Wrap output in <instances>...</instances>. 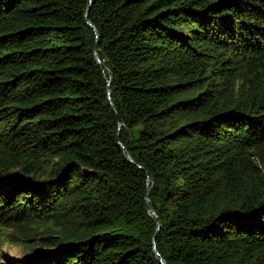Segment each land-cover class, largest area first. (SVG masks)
<instances>
[{"label":"trees","instance_id":"obj_1","mask_svg":"<svg viewBox=\"0 0 264 264\" xmlns=\"http://www.w3.org/2000/svg\"><path fill=\"white\" fill-rule=\"evenodd\" d=\"M161 259L264 264V0H0V264Z\"/></svg>","mask_w":264,"mask_h":264},{"label":"rangeland","instance_id":"obj_2","mask_svg":"<svg viewBox=\"0 0 264 264\" xmlns=\"http://www.w3.org/2000/svg\"><path fill=\"white\" fill-rule=\"evenodd\" d=\"M33 244L34 242L30 241L29 238L16 235L11 243L4 245L1 251L2 256L10 261L22 260L29 256ZM1 262H3V260H1Z\"/></svg>","mask_w":264,"mask_h":264},{"label":"water","instance_id":"obj_3","mask_svg":"<svg viewBox=\"0 0 264 264\" xmlns=\"http://www.w3.org/2000/svg\"><path fill=\"white\" fill-rule=\"evenodd\" d=\"M90 2L92 3L93 0H90ZM87 23H88V25H89L90 27H93L92 24H91L89 21H87ZM94 31H95L96 36L98 37V34H97L96 30H94ZM95 54H96V59H97V61H98L99 63H101V61H100V59H99V57H98V55H97V50L95 51ZM101 68H102L103 72L108 73V75H109L110 77H112L111 72H110V71H109L104 65H101ZM113 109H114V111H116L114 107H113ZM119 125H120V126L123 125V122H122V120H121L120 118H119ZM122 147H123V149H124V153H125V156H126L127 160H128L130 163L135 164L134 160L129 156V154H128V152L125 150L124 146H122ZM140 168H141V167H140ZM147 176H148V181L153 183L152 176H151L148 172H147ZM149 195H150V191H148V193H147V203H149ZM147 207H148L149 214L152 215V216L157 217L156 212H155V211L149 206V204H148ZM161 226H162V225H161V221L158 219V225H157V232H156V234L159 233V231H160V229H161ZM154 251H155V254H156L157 256H159V252L157 251V248H156V245H155V244H154ZM161 262L164 264V262H163L162 259H161Z\"/></svg>","mask_w":264,"mask_h":264}]
</instances>
